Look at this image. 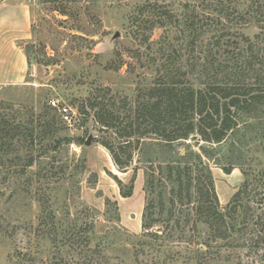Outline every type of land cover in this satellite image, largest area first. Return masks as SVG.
Here are the masks:
<instances>
[{
	"label": "rangeland",
	"instance_id": "374dc122",
	"mask_svg": "<svg viewBox=\"0 0 264 264\" xmlns=\"http://www.w3.org/2000/svg\"><path fill=\"white\" fill-rule=\"evenodd\" d=\"M218 2L224 3L228 17L218 16ZM251 2L5 0L0 17V69L19 61L16 52L24 54L26 69L18 84L0 86V116L8 119L16 111L22 114L30 109L38 112L43 104L55 108L54 101L67 107L72 117L70 125L56 118L59 133L69 138L84 136L85 143L63 144L54 159L46 160L48 164L34 165L22 173L25 159L14 155L24 149L16 144L9 147L8 141L2 140L0 264H17L19 252L35 255V264H83L89 258L78 253L77 246L66 243L55 248L41 236L37 230L38 199L49 200L64 228L74 223L92 225L89 247L102 252L87 264H104L105 260L108 264H133V244L142 230L146 204L144 164L135 154L132 165L120 171L97 141L115 142L116 137L100 130L91 116L80 114V107L93 93L127 111V103L134 104L138 90L149 86L159 71L178 66L183 73L179 80L196 87H203L213 77L233 81L225 66L232 73L242 70L244 83H254L256 72L252 67L249 72L248 67L243 70V62L247 66L251 57L264 55V27ZM240 13L245 20L239 18ZM215 63H221V68L212 70ZM245 149L253 164H262L257 144L249 140ZM81 160L84 166H80ZM207 163L224 206L243 180L241 169L236 166L226 174L221 164ZM115 176L124 185L134 176L130 197L120 195ZM106 198L117 202L116 214L110 208L106 211ZM192 253L170 246L157 258L167 264H195Z\"/></svg>",
	"mask_w": 264,
	"mask_h": 264
},
{
	"label": "trees",
	"instance_id": "16d2710c",
	"mask_svg": "<svg viewBox=\"0 0 264 264\" xmlns=\"http://www.w3.org/2000/svg\"><path fill=\"white\" fill-rule=\"evenodd\" d=\"M251 1L257 21L264 27V0ZM216 4L218 16L228 17L224 3ZM190 13L195 16L194 9ZM239 18L243 19L241 13ZM243 63V70L248 67L249 72L252 67L256 72L254 83H244L242 70L232 73L225 66L233 81L213 77L203 87H196L179 80L183 73L178 66L159 71L149 86L138 90L135 103H127V111L93 93L81 105L80 114L91 116L100 130L116 137L115 142L97 141L120 171L132 165L135 154L144 164L146 204L142 230L133 244V264H167L157 256L170 246L193 250L195 264H264V55L251 57L247 66ZM211 66L217 70L222 65ZM59 117L65 123L58 109L49 104H43L38 112L16 111L8 119L0 116V145L8 141L9 147L16 144L24 149L14 155L25 159L22 173L34 165L48 164L46 160L54 159L63 144L85 143L84 136L61 135L56 128ZM249 140L263 154L261 165L253 164L251 154L246 153ZM211 160L221 164L226 174L238 166L243 175L224 206L207 163ZM114 178L120 195L130 197L134 176L128 185ZM38 200L37 230L41 236L55 248L66 243L77 246L78 253L89 257L83 264L94 261L95 255L101 257L102 249L89 247L92 225L74 223L64 228L49 200ZM105 204L106 211L110 208L116 214V201L106 198ZM18 254L17 264H35L30 252Z\"/></svg>",
	"mask_w": 264,
	"mask_h": 264
},
{
	"label": "crops",
	"instance_id": "0c3cea01",
	"mask_svg": "<svg viewBox=\"0 0 264 264\" xmlns=\"http://www.w3.org/2000/svg\"><path fill=\"white\" fill-rule=\"evenodd\" d=\"M2 1L0 2V17H1L2 9L4 8L1 6L4 5L5 3V0ZM4 39L6 40V38ZM16 56H18L19 58L18 62L16 61L14 65L12 62H9L8 64H5V68L0 69V86L15 85L22 80L23 73L26 69V61L24 54L16 52Z\"/></svg>",
	"mask_w": 264,
	"mask_h": 264
},
{
	"label": "built area",
	"instance_id": "2783aa9c",
	"mask_svg": "<svg viewBox=\"0 0 264 264\" xmlns=\"http://www.w3.org/2000/svg\"><path fill=\"white\" fill-rule=\"evenodd\" d=\"M52 104L58 109L63 121L67 123L68 125H70L72 122V117L70 116L68 108L62 105H55L54 101H52Z\"/></svg>",
	"mask_w": 264,
	"mask_h": 264
},
{
	"label": "water",
	"instance_id": "95a60500",
	"mask_svg": "<svg viewBox=\"0 0 264 264\" xmlns=\"http://www.w3.org/2000/svg\"><path fill=\"white\" fill-rule=\"evenodd\" d=\"M86 143H89V141H86Z\"/></svg>",
	"mask_w": 264,
	"mask_h": 264
}]
</instances>
